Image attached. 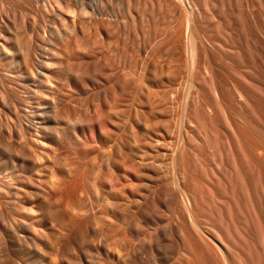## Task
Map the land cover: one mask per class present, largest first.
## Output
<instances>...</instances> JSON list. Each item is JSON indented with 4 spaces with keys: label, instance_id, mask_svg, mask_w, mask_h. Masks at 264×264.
Instances as JSON below:
<instances>
[{
    "label": "rangeland",
    "instance_id": "1",
    "mask_svg": "<svg viewBox=\"0 0 264 264\" xmlns=\"http://www.w3.org/2000/svg\"><path fill=\"white\" fill-rule=\"evenodd\" d=\"M256 225L264 0H0V264H264Z\"/></svg>",
    "mask_w": 264,
    "mask_h": 264
},
{
    "label": "bare ground",
    "instance_id": "2",
    "mask_svg": "<svg viewBox=\"0 0 264 264\" xmlns=\"http://www.w3.org/2000/svg\"><path fill=\"white\" fill-rule=\"evenodd\" d=\"M66 2H68V1H66ZM60 31H59V29L55 30V33L57 34L56 40L57 39L62 40L64 38V36H62ZM192 48H193V54H194L193 60H194V62H199L197 45L193 44ZM32 125H34L33 122H32ZM241 185H242V183H241ZM258 185H260V183ZM184 207H185L186 214L189 217L190 223H192V224L195 223L196 226H199V223L195 217V213H194L192 204L188 201ZM256 229H257L256 239L262 243L263 250H264V231L260 229L259 225H256ZM201 231L202 232L199 233V241L203 245V247H204L203 249H205V253L200 254V253H197V252L191 250V253L195 252V253H192L194 256L192 263H194V264H197V263L198 264H213V261L214 262L216 261L215 264H223V263L224 264H230V262H229V250H228L227 244L224 242V239L220 235H217V234H211V233L208 234V232L206 230H203L202 228H201ZM182 243H184V242H182ZM183 246L184 245L180 246L179 250L183 251L182 253L187 254V252H185V251H188V250H185V247H183ZM189 246L192 249L191 244ZM189 250H190V248H189ZM202 252H204V251H202ZM189 253H190V251H189Z\"/></svg>",
    "mask_w": 264,
    "mask_h": 264
}]
</instances>
